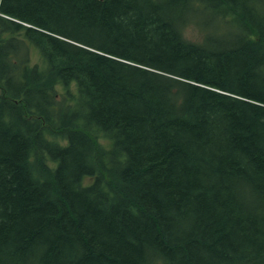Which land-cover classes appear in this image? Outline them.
Segmentation results:
<instances>
[{
    "label": "trees",
    "instance_id": "obj_1",
    "mask_svg": "<svg viewBox=\"0 0 264 264\" xmlns=\"http://www.w3.org/2000/svg\"><path fill=\"white\" fill-rule=\"evenodd\" d=\"M0 264H264V0H0Z\"/></svg>",
    "mask_w": 264,
    "mask_h": 264
},
{
    "label": "rangeland",
    "instance_id": "obj_2",
    "mask_svg": "<svg viewBox=\"0 0 264 264\" xmlns=\"http://www.w3.org/2000/svg\"><path fill=\"white\" fill-rule=\"evenodd\" d=\"M196 21L194 24H190L184 30V36L192 42L200 43L204 40L206 34L216 35L222 31L218 28L219 20L216 19L212 12L207 8V6H199L198 13L196 15ZM28 59L33 64H43V60L40 57L39 52H37L33 47L30 48L28 53ZM75 89L73 86L70 89ZM63 91V88H59Z\"/></svg>",
    "mask_w": 264,
    "mask_h": 264
}]
</instances>
